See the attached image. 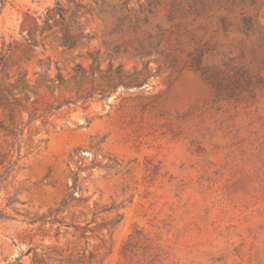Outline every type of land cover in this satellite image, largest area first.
<instances>
[{
  "label": "rangeland",
  "instance_id": "1",
  "mask_svg": "<svg viewBox=\"0 0 264 264\" xmlns=\"http://www.w3.org/2000/svg\"><path fill=\"white\" fill-rule=\"evenodd\" d=\"M0 264H264V0L0 5Z\"/></svg>",
  "mask_w": 264,
  "mask_h": 264
},
{
  "label": "trees",
  "instance_id": "2",
  "mask_svg": "<svg viewBox=\"0 0 264 264\" xmlns=\"http://www.w3.org/2000/svg\"><path fill=\"white\" fill-rule=\"evenodd\" d=\"M9 0H0V5L3 7L4 5H6V3H8ZM71 3L73 4V8L75 10H84L85 12H89L88 9H86V7L80 3H74L73 1H71ZM69 12V10H66L64 8H62L59 3H56L55 4V7H54V12L51 14L48 13V15L46 16V18H44L42 20V23L44 25V28H46L47 30L50 29V27L48 26V21L50 19H54V18H57L59 19L60 21H63L66 14ZM70 16H74V14H70ZM74 23V26L76 28V32L75 34H69L68 36L65 37L64 39V42L65 43H69L71 41V39L74 37V38H77V39H90L91 36H89L88 34H84L79 28V22L78 21H73ZM35 26H37V22H35ZM28 35L30 36V33H28Z\"/></svg>",
  "mask_w": 264,
  "mask_h": 264
}]
</instances>
